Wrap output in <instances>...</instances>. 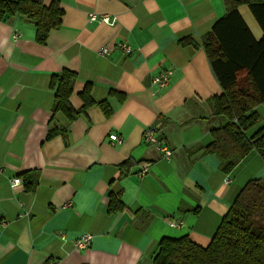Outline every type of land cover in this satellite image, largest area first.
<instances>
[{
  "label": "crops",
  "instance_id": "obj_1",
  "mask_svg": "<svg viewBox=\"0 0 264 264\" xmlns=\"http://www.w3.org/2000/svg\"><path fill=\"white\" fill-rule=\"evenodd\" d=\"M55 1L61 25L44 45L26 17L0 20V264H154L163 238L207 247L243 187L264 180V161L251 151L225 173L205 152L211 132L227 122L215 115L213 99L224 90L205 43L220 56L221 39L236 41L244 24L260 41V25L245 4L237 7L242 23H218L227 0ZM90 13L117 21L91 23ZM118 43L132 51L122 53ZM102 46L106 57L97 55ZM166 69L168 86L152 91L153 75ZM62 70L76 74L74 110L84 106L81 93L89 87L90 100L106 101L111 113L94 105L70 122L53 112L50 79ZM235 73L252 93L246 70ZM255 111L260 121L248 136L264 127V106ZM152 127L172 151L169 160L144 142ZM51 129L56 135L48 139ZM112 134L121 142H111ZM32 173L36 185L26 191ZM12 178L22 186L10 187ZM111 199L120 211H109ZM82 235L91 242L77 250Z\"/></svg>",
  "mask_w": 264,
  "mask_h": 264
},
{
  "label": "trees",
  "instance_id": "obj_2",
  "mask_svg": "<svg viewBox=\"0 0 264 264\" xmlns=\"http://www.w3.org/2000/svg\"><path fill=\"white\" fill-rule=\"evenodd\" d=\"M239 4H245L250 9L263 31L262 39L253 40L245 25L241 24L236 41L221 39L223 55L219 56V49H209V41L205 43L211 68L224 90L223 95L213 99L215 115L227 119L224 126L211 132L213 140L205 152L218 157L220 167L225 173L231 172L251 151H256L264 161V127L251 136L247 135L260 121L256 107L261 104L264 106V0H227V13L218 23L229 22L233 17L242 23L237 14ZM14 15H21L32 21L35 25L36 42L44 45L50 32L60 27L63 11L55 0L48 5L44 0H0V20ZM233 24L232 22L231 25ZM211 35L214 36L215 33L212 32ZM224 55H227L225 62ZM239 69H245L252 78V93L249 92L250 88L235 82V72ZM75 82L76 74L69 70H62L51 77L50 89L54 93L53 112L62 113L70 122L94 105L106 116L111 113L106 101L96 104L90 100L89 87L81 93L84 106L80 110H74L70 106L69 97ZM55 135L56 131L51 129L47 138ZM32 174L35 177V173ZM35 185L36 177L34 180L25 181L24 188L26 191H32ZM115 202L111 199L109 211L122 209L121 203L118 201L115 206ZM153 262L264 264V180L250 181L243 187L207 247L197 246L186 237L163 238L158 243Z\"/></svg>",
  "mask_w": 264,
  "mask_h": 264
},
{
  "label": "built area",
  "instance_id": "obj_3",
  "mask_svg": "<svg viewBox=\"0 0 264 264\" xmlns=\"http://www.w3.org/2000/svg\"><path fill=\"white\" fill-rule=\"evenodd\" d=\"M87 19L91 23H102L108 26H113L116 21L117 17L115 16H109V15H102V14H94L90 13L87 15ZM116 47L124 54H129L132 51L131 46L124 44V43H118ZM110 54V51L106 46H102L98 49L97 55L100 57H106ZM172 71L170 69H166L163 71H159L155 75H153L151 79L150 88L154 92H159L160 90L165 89L170 81ZM156 128H147L143 132V140L144 142L153 145L156 147V149L159 151V153L162 155V157L166 160H169L172 157V151L169 149L167 145L161 142L160 139L155 135ZM109 139L111 142L120 143V139L117 135H109ZM147 172V168H142L139 172V175H144ZM225 184L230 183V178L226 177L224 179ZM10 187H21L22 181L19 178H12L9 180ZM171 227L177 228L181 225L180 222L176 221H169L168 223ZM91 242V237L89 235H82L79 239L74 241L75 248L77 250H83L89 246ZM55 264V263H52Z\"/></svg>",
  "mask_w": 264,
  "mask_h": 264
}]
</instances>
